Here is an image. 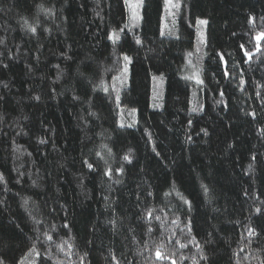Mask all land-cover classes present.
I'll list each match as a JSON object with an SVG mask.
<instances>
[{
	"label": "trees",
	"instance_id": "1",
	"mask_svg": "<svg viewBox=\"0 0 264 264\" xmlns=\"http://www.w3.org/2000/svg\"><path fill=\"white\" fill-rule=\"evenodd\" d=\"M0 175L5 264H264V0H0Z\"/></svg>",
	"mask_w": 264,
	"mask_h": 264
},
{
	"label": "snow or ice",
	"instance_id": "2",
	"mask_svg": "<svg viewBox=\"0 0 264 264\" xmlns=\"http://www.w3.org/2000/svg\"><path fill=\"white\" fill-rule=\"evenodd\" d=\"M126 3H127V0H126ZM199 23L204 24V23H206V21H199ZM25 24H27V21H25ZM30 30L33 31V32L35 31L34 28H31ZM109 39H112V36H111V35L109 36ZM257 39H259V37H257ZM136 42H137L138 44L141 43V41H140L139 39H137ZM245 55H250V54H249V53H245ZM124 60H125V61H128L129 58H128L127 56H125V57H124ZM125 71H126V68H125ZM197 83H203V82L198 80ZM241 83H243V81H241ZM104 91H107V89L105 88ZM221 95H223V93H221ZM116 98H117V100H119V96H117ZM74 99H77V98L74 97ZM217 103H222V101H217ZM193 111H195V109H193ZM91 115H94V113H92ZM205 135H207V132H205ZM40 143H45V141H44V140H41ZM97 155H99V153H97ZM124 159H125V160H128V157L125 156ZM85 163H87V162H85ZM87 167H88L89 169H92V168H93V165H92V164H87ZM117 171L120 172V171H123V169H118ZM110 174H111V170L106 171V172L104 173V175H110ZM3 180H4L3 175H0V181H3ZM117 182H119V181H117ZM149 195H151V193H149ZM106 199H107V198H106ZM26 203H27V200H25V204H26ZM185 203H188V201H185ZM147 215H148V218H149V219L152 218V213H151V212H149ZM155 219L158 220L159 217H156ZM63 227L67 228L68 225H67V224H64ZM249 231L251 232L252 230H249ZM252 234H254V233H252ZM48 239L51 240L52 237L49 236ZM181 246L183 247V245H181ZM156 256H157L158 259L161 258V253L159 252V250L156 252ZM0 264H5V262H4L3 259H0ZM81 264H83V260H81ZM173 264H175L174 261H173Z\"/></svg>",
	"mask_w": 264,
	"mask_h": 264
},
{
	"label": "rangeland",
	"instance_id": "3",
	"mask_svg": "<svg viewBox=\"0 0 264 264\" xmlns=\"http://www.w3.org/2000/svg\"><path fill=\"white\" fill-rule=\"evenodd\" d=\"M190 72V74L188 73V78L193 81L194 83L197 84L198 81V77H197V73L194 72V70L191 68L188 70Z\"/></svg>",
	"mask_w": 264,
	"mask_h": 264
}]
</instances>
